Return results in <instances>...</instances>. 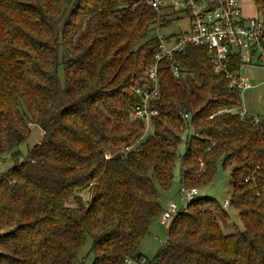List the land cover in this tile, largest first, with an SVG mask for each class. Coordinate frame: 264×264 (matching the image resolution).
<instances>
[{
    "label": "trees",
    "instance_id": "16d2710c",
    "mask_svg": "<svg viewBox=\"0 0 264 264\" xmlns=\"http://www.w3.org/2000/svg\"><path fill=\"white\" fill-rule=\"evenodd\" d=\"M155 19L145 0H0V163L15 161L0 171V264H74L89 237L92 264H264V118L218 113L241 99L207 46L174 53L182 82L159 61V113L141 145L121 153L145 128L132 111L156 61ZM30 123L43 135L24 155L16 147ZM189 127L181 183L207 184L218 164L234 165L230 205L244 229L224 232L228 213L203 197L144 262L139 246L163 213L159 188L173 185Z\"/></svg>",
    "mask_w": 264,
    "mask_h": 264
},
{
    "label": "built area",
    "instance_id": "2783aa9c",
    "mask_svg": "<svg viewBox=\"0 0 264 264\" xmlns=\"http://www.w3.org/2000/svg\"><path fill=\"white\" fill-rule=\"evenodd\" d=\"M145 2L156 11L153 34L158 38L159 44L155 55L156 61L147 71L150 82L135 88L141 101L134 106L132 116L143 119L145 128L138 139L122 148L123 156L141 145L150 131L153 117L159 113L154 102L160 94L158 69L159 61L162 59L170 61L173 76L182 82L185 73L177 63L172 62L174 53L184 50L188 44L205 45L213 58L215 71L224 73L229 81V88L237 91L239 95L241 91L254 87L249 77L243 75V71L252 64L264 63V17L245 15L238 0H145ZM184 14L189 16V28L167 33L166 28ZM168 20L170 24L166 25ZM235 60L240 63L239 69L230 68ZM222 112L238 113L241 119H249L254 124L260 123L264 118L248 112L242 103L222 107L218 113ZM214 115L211 114L209 118ZM183 117L190 122V113H184ZM34 126L30 123L31 128ZM109 156L110 154H106V157ZM201 164L203 166L202 162ZM180 192L182 206L169 202L162 213L166 220L188 213L192 203L204 197L198 187L186 186L184 183ZM229 205V201L224 202L225 207Z\"/></svg>",
    "mask_w": 264,
    "mask_h": 264
},
{
    "label": "rangeland",
    "instance_id": "374dc122",
    "mask_svg": "<svg viewBox=\"0 0 264 264\" xmlns=\"http://www.w3.org/2000/svg\"><path fill=\"white\" fill-rule=\"evenodd\" d=\"M241 4L242 10L247 16L263 17V10L256 5L254 0H238ZM189 28V16L182 15L177 21H174L170 26L166 28L167 33L180 32ZM243 75L249 77L254 87L241 91V103L253 115L264 117V63L252 64L243 71ZM64 81V79H62ZM134 119H136L134 117ZM193 129L187 128L183 134L182 142L180 143L177 153L178 159L174 166V181L169 190H163L159 188L161 193V202L163 208H167L169 202H175L179 207L182 206V197L180 188L182 185V172L183 165L181 157L185 153L187 148V135H192ZM43 130L40 125H35L31 130L29 138L21 143L18 147L25 155L29 148L42 139ZM15 161L8 154L4 160L0 163V171L6 170L10 166H13ZM234 165H229L226 168L220 163L217 167L215 178L202 185V183L195 184L199 188L200 193L204 197L213 198L219 202L229 215V219H220L221 226L226 233H238L244 229V224L239 216V211L232 205L224 206L225 201L230 202L231 193L233 191V177L231 174ZM173 221L172 219L166 220L161 214L152 223L149 232L142 239L139 250L144 255V262L148 259L154 258L157 253L163 248V245L167 239L169 225ZM93 239L88 238L83 250L80 254V260L74 264H92L94 255L91 250ZM127 264H146L141 261L129 260Z\"/></svg>",
    "mask_w": 264,
    "mask_h": 264
}]
</instances>
